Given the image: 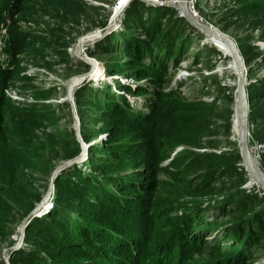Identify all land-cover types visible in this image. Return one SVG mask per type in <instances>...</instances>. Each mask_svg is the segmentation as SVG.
Returning <instances> with one entry per match:
<instances>
[{"label": "trees", "instance_id": "16d2710c", "mask_svg": "<svg viewBox=\"0 0 264 264\" xmlns=\"http://www.w3.org/2000/svg\"><path fill=\"white\" fill-rule=\"evenodd\" d=\"M81 4L0 0V17H9L5 50L12 60L0 65V243L11 233L12 219L22 218L40 198L29 177L51 158L47 151L54 143L41 133L57 128L59 117L53 103L36 100L46 98L48 88L29 84L32 100L12 98L4 89L17 78L30 80L23 72V56L38 57V44L63 41L62 23L76 20ZM255 9L264 11V0H242L233 13ZM43 14L54 25L45 23L44 31L22 27L21 21L37 26L34 17ZM186 27L192 29L171 6L135 0L124 7L122 27L107 35L104 49L123 57L105 58V71L146 78L151 89L118 81V93L106 84L73 88L80 137H104L87 146L80 164L73 162L55 175L51 206L26 222L21 245L9 252V264H245L250 259L249 248L264 236L259 207L264 194L242 190L225 197L217 212L231 216L227 220L200 213L203 198L221 192L213 186L227 168L221 159L230 153L235 160L241 157L236 147L230 152L192 148L211 143L206 134L215 103L186 98L166 84L167 59L175 64L185 48ZM112 38H119L120 45L113 47ZM236 45L248 64L246 44L238 40ZM257 62L264 65V52ZM245 91L249 134L264 143V73L256 83L245 84ZM123 92L149 93L146 110L132 107ZM89 117L99 125L86 124ZM62 131L68 149L62 156L69 158L80 145L72 129Z\"/></svg>", "mask_w": 264, "mask_h": 264}, {"label": "rangeland", "instance_id": "374dc122", "mask_svg": "<svg viewBox=\"0 0 264 264\" xmlns=\"http://www.w3.org/2000/svg\"><path fill=\"white\" fill-rule=\"evenodd\" d=\"M82 1L85 4L79 6L81 11L77 16V19L62 23L64 45H62L63 43H60L63 41L59 39L56 42L53 41L47 45L42 44V46L36 43L41 49V55L38 57L24 55L21 60V64L24 66L23 72L26 76L31 77L29 78L30 80L26 81L25 78H17L12 82V85H9L4 89L5 94L10 97L32 100L34 98L30 94L31 87L29 84L48 88L49 93L46 98L35 99L38 101L53 103L57 114L59 115L55 123L57 128L52 129L46 127L44 129L45 134L41 133L43 129L38 131V133H41L44 138H47L54 143V148L47 151V153H52L51 158L43 161V168L38 167L37 170L31 171L29 177V179L32 180V186L41 192L40 198L47 190L50 173L54 166L66 159V157L62 156L63 153L68 151L66 148V139L64 138L66 137V133L65 131H62V129H72L73 135L76 139L73 115L77 117L78 135L80 136V119L76 115V102L73 94L74 87H78L81 84L93 85L96 87L106 84L111 90L118 93L120 91L116 87V81H118L119 83L132 86L140 84L148 90L151 89V85L147 82L146 78L135 80L132 75L125 73H108L105 71L103 64L105 58L109 60L112 58L123 57V55H119L115 50H104L106 49V38L107 35H112V33L122 27L123 9L129 2H134L135 0H128L125 5H123L119 16L115 17L118 21L115 20L113 23L114 26L111 24L106 31L104 30V25L107 24L106 22L108 21L111 12L115 15L112 11L115 0ZM141 1L144 4L153 6L164 5L151 4L144 0ZM156 1L163 2L172 0ZM173 1L175 2V0ZM241 1L242 0H191V3L193 9L196 11L194 16L199 21L216 26L230 36L235 43L238 40H241L246 44V53L251 57V60L248 64H244L245 79L246 84H251L256 83L258 78L264 73V65H259L257 62L261 52H264V11L255 9L244 15H234L233 9ZM171 7L175 9L176 14L179 16V11L175 7ZM34 18L38 21L37 26H34L32 22L21 21L22 27L25 29L36 28L44 31L46 28L44 26L45 23H47V27L54 25V19L48 17L46 14H43L40 17L35 16ZM103 22L104 24L101 26V23ZM99 27H102L100 30L104 32H102L95 40H91L92 37L96 36L95 32L98 31L97 28ZM184 31L187 34V44L179 55V58L175 64L173 61L171 62V59H167L164 71L165 76L168 78L166 84L169 87H176L179 89L180 93L186 98H202L205 100L213 99L215 103L214 112L208 120V132L206 134V137L211 140V143L209 145L203 144L202 147L192 148L213 152L223 150L230 152L234 150L235 147L238 150L237 143L234 141L235 138H233L234 133L232 131L235 114L233 97L235 73L231 71L230 57L220 47H217L216 44L205 41L204 34L193 28L189 29L187 27ZM86 38H89L87 39L88 41L81 45L82 39L85 40ZM111 40L115 42L112 43L113 47L120 45L119 38H112ZM250 45H254V49H251L249 47ZM1 49L3 51V56L0 57V65L11 64L12 60L5 50L6 45ZM259 51V54L255 53ZM195 52H197V62L194 63ZM146 57L147 56L145 55L144 58ZM87 73H89V76H86ZM123 95L132 107L146 110V96H148L149 93L132 94L130 92H123ZM85 123L98 126L100 122L89 117L85 120ZM103 137L104 135L101 133L89 141H84L81 137L80 140L88 146L96 139ZM255 141L262 142L259 137L250 136L248 131V145ZM178 148H180V146H177L175 149ZM250 152L253 156H256L259 167L264 172V153L262 150H251ZM85 157L86 155L81 160L77 161V163L80 164ZM51 162L54 163V166L49 165ZM221 162V164L225 165L227 168L223 169L224 171L222 173H220V169L218 168L216 174L218 175L220 173L219 179L213 183L214 190L221 192H216L214 197L210 199H206L207 196L203 198L201 204L202 209L200 211V213H203L204 218L212 219L216 217L218 221L227 220L231 217L228 214L220 215V213L217 212L218 203L220 201V203H222L225 197L230 196L231 193L237 194L238 191L243 190L244 192L249 193L264 194L263 188L248 181L249 176L244 168L242 159L235 160L234 153L227 154L221 159ZM244 176H246V179L238 183V179ZM52 197L53 183L52 189L49 191L47 197L48 205L41 213L45 212L51 206ZM259 207L261 210H264V199ZM177 212H179V210H177ZM21 219L22 218L18 219L16 217L12 219L10 222L11 233L0 243V261L3 264H5V256L3 252L5 251V253H8L9 255V247L11 245L19 239V246L22 243L23 232L21 235L19 229ZM249 250L250 259L247 260V263L245 264H264V236L260 238L256 244L251 245ZM205 255V253L201 254L202 257H205Z\"/></svg>", "mask_w": 264, "mask_h": 264}, {"label": "water", "instance_id": "95a60500", "mask_svg": "<svg viewBox=\"0 0 264 264\" xmlns=\"http://www.w3.org/2000/svg\"><path fill=\"white\" fill-rule=\"evenodd\" d=\"M147 3L151 4H164L168 6H173L179 11V15L182 16L189 25L195 29L196 31L202 33V34H209L219 40L222 44H224L227 49L230 56V60L235 68V87L233 90V97L234 101L237 104V111L240 114L241 118L238 122V131H237V146H238V152L241 156L242 163L244 165V168L247 171V174L249 176V182H255L258 186L264 189V172L260 169L255 157L253 154H251L249 147H248V123H247V106H248V99L246 97V91H245V66H244V60L239 52V49L235 43V41L228 36L226 33L218 29L216 26H213L208 23H204L199 21L194 15L189 13V9L187 6V0H175V2L172 1H153V0H144ZM125 5V4H124ZM122 8V7H121ZM121 8L118 9L117 17L119 16V13L121 12ZM115 7L112 8L114 10ZM112 13V12H111ZM109 20V19H108ZM117 20V18H116ZM107 24L104 25V30H108L110 25L109 22H106ZM102 27L97 28V30H100ZM104 32L100 30L99 33H97L96 36L92 37L91 40H95L99 37V35ZM73 117V123H74V133L76 136V139L79 141V144L81 145L80 150L75 155L66 158L65 160H62L57 165L54 166L53 170L50 173L49 177V183L48 188L45 191L44 195L39 199L37 203L33 205V207L22 217L21 222L19 224L20 234L22 235L23 228L26 224V222L29 220L30 217L34 215H39L43 210H45L46 206L48 205L47 197L49 191L52 189V183L55 175L58 173V171L73 163L81 160L86 155V147L87 144H84L81 142V138L78 135V128H77V121L76 116ZM174 153L171 152V155ZM168 160L165 159L164 162ZM45 196V197H44ZM44 201V202H43ZM20 243V239L16 241L13 245L9 247V250L17 247ZM5 256V264H8L7 256L5 251L3 252Z\"/></svg>", "mask_w": 264, "mask_h": 264}, {"label": "bare ground", "instance_id": "6f19581e", "mask_svg": "<svg viewBox=\"0 0 264 264\" xmlns=\"http://www.w3.org/2000/svg\"><path fill=\"white\" fill-rule=\"evenodd\" d=\"M128 0H126V2H127ZM154 1V0H153ZM156 1V0H155ZM125 2V3H126ZM125 3H120V7L122 6V5H124ZM120 7L119 8H115L114 10H112L113 12H114V14L115 15H113V13H111V15L109 16V20H108V22H109V24H113L114 23V21L116 20L115 19V17L117 16V12H118V9H120ZM189 9V8H188ZM189 13H191L192 15H194L192 12H191V10L189 9ZM118 21V20H117ZM117 24V23H116ZM113 26H114V24H113ZM116 26V25H115ZM100 32V30H98L97 32H95L96 33V35H97V33H99ZM204 38H205V41H208L209 43H213V44H216V46L217 47H220L223 51H225L228 55H229V53H228V49H227V47L224 45V44H222L219 40H217L216 38H214L213 36H211V35H209V34H204ZM87 39H89V38H86L85 40L84 39H82V42H81V45H83L85 42H87L88 40ZM230 57V56H229ZM90 61V60H89ZM230 64H231V67H232V69H231V71L233 72V73H235V68H234V66H233V64H232V62L230 61ZM230 67V66H229ZM247 72V71H246ZM86 76H89V73H87V75ZM234 104H235V106H234V119H233V127H232V131H233V133H234V135H233V138H235L234 139V141L237 143V131H238V122L240 121V118H241V116H240V114L238 113V111H237V104L235 103V101H234ZM232 138V137H231ZM232 138V139H233ZM254 157H255V159H256V161H257V158H256V156L254 155ZM257 163H258V161H257ZM259 165V164H258ZM250 183H253V184H256L255 182H250ZM249 183V184H250ZM48 188V187H47ZM264 190V189H263ZM52 195V194H51ZM45 197V196H44ZM44 202V201H43Z\"/></svg>", "mask_w": 264, "mask_h": 264}, {"label": "built area", "instance_id": "2783aa9c", "mask_svg": "<svg viewBox=\"0 0 264 264\" xmlns=\"http://www.w3.org/2000/svg\"><path fill=\"white\" fill-rule=\"evenodd\" d=\"M121 2L122 0H115L113 7L119 8ZM187 6L192 11V13L195 15L196 11L193 9L191 0H187ZM121 7H123V5ZM8 23H9V17L7 15H3L2 17H0V57L3 56V51L1 48L6 45ZM248 147L250 151L251 150L256 151L260 149L264 153V143L261 141H255L254 143L249 144Z\"/></svg>", "mask_w": 264, "mask_h": 264}, {"label": "snow or ice", "instance_id": "6c2138e0", "mask_svg": "<svg viewBox=\"0 0 264 264\" xmlns=\"http://www.w3.org/2000/svg\"><path fill=\"white\" fill-rule=\"evenodd\" d=\"M126 2V0H122V3H125Z\"/></svg>", "mask_w": 264, "mask_h": 264}]
</instances>
